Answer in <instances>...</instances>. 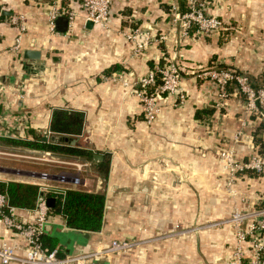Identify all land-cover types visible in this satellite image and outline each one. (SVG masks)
Masks as SVG:
<instances>
[{
	"label": "crops",
	"instance_id": "0c3cea01",
	"mask_svg": "<svg viewBox=\"0 0 264 264\" xmlns=\"http://www.w3.org/2000/svg\"><path fill=\"white\" fill-rule=\"evenodd\" d=\"M171 1L112 0L110 22L104 26L86 17L78 0H0L1 139H33L38 134L51 140L55 108L85 114L83 130L74 138L94 157L36 148L51 151L68 170V164L76 165L77 171L71 172L80 177L79 183L40 181L34 179L39 176L17 173L2 179L105 194L100 230L71 228L62 218L50 216L45 231L58 237L61 257L73 259L69 264H229L238 243L230 218L234 200L249 213L264 205V170L239 174L234 187L247 200L231 197L218 155L231 146L239 128L244 131L239 156L264 154V117L246 108L236 83L222 96L206 74L215 67H233L264 85V0H205L207 12L227 25L212 33L191 27L187 35L172 26ZM178 3L187 8V0ZM55 8L77 11L72 31L50 30ZM19 14L25 18L24 31L12 21ZM141 26L151 29L154 41L134 56L124 34ZM161 34L168 38H159ZM28 48L41 50V60L26 59ZM167 58L179 61L186 96L164 93L158 101L160 114L149 124L134 90L140 88L142 76ZM118 74L130 84L115 77ZM95 154L110 155L107 177L99 172L102 158ZM90 164L94 170L86 174L83 168ZM66 169L62 171L69 172ZM34 209L18 207L16 213L33 222ZM255 220L256 215L251 216L244 225ZM255 235L241 242L244 263L255 254L256 238L261 237ZM113 238L136 245L111 252ZM3 241L17 245L18 256L24 255L23 238L0 224Z\"/></svg>",
	"mask_w": 264,
	"mask_h": 264
},
{
	"label": "built area",
	"instance_id": "2783aa9c",
	"mask_svg": "<svg viewBox=\"0 0 264 264\" xmlns=\"http://www.w3.org/2000/svg\"><path fill=\"white\" fill-rule=\"evenodd\" d=\"M80 6L85 10L86 17L97 24L108 26L111 18L112 0H78ZM187 8L183 9L178 0L171 1V9L174 14L175 26H181L180 33L187 35L191 27L204 33H212L223 27L224 21L215 14L207 13L205 0H187ZM59 14H64L69 18V29L72 31L77 16V11L72 8L53 9L50 19V30L56 31L55 20ZM14 23H19L22 31L25 30V18L22 14L12 17ZM126 38L133 42V55L138 56L144 53L149 45L154 41L151 29L135 27L125 32ZM163 35L160 38L165 39ZM21 35L17 38L16 46H20ZM161 75V82L156 84L157 75ZM210 78L214 79L220 89V94L226 96L228 85L232 82L237 84L238 90L246 96V108L258 113L264 117V85L255 86L247 73L239 71L233 67H215L206 72ZM115 77L121 79L124 84L130 82L118 74ZM182 67L179 61L167 58L165 62L159 65L155 70L149 71L142 76L138 83L140 88H136L134 93L140 98L144 106V115L147 123L154 122L160 114L159 99L164 93H176L181 98L186 96L182 89ZM244 131L239 128L234 133V141L227 149H221L218 153L220 160L223 162L227 172V185L230 193L246 201V197L239 193L234 187L236 178L243 172L264 170V154L253 153L247 159L239 156L238 143L241 141ZM50 153L51 151H47ZM60 175L59 179L70 180L75 183L80 182L78 175L67 176ZM47 178V177H43ZM241 194V195H240ZM264 196V195H263ZM18 207L9 203L8 195L0 190V224L13 229L26 242V248L23 256H18L17 245L3 241L0 243V261L2 264H11L18 261L22 264H69L73 259L62 258L59 254V248L49 249L41 241V234L45 231L46 224L50 218V207L46 199H40L35 207L36 219L33 222L21 220L16 213ZM8 209V210H7ZM253 213V214H252ZM249 213L238 204L235 205L234 213L231 217L233 226L236 228L238 239L237 248L234 258L229 264H264V205ZM256 220L251 224L244 225L249 217H255ZM258 231L259 233L257 234ZM258 236L255 244V254L252 259L242 262L241 242L250 235ZM136 243L126 238H113L108 250L115 253L126 252L135 246Z\"/></svg>",
	"mask_w": 264,
	"mask_h": 264
},
{
	"label": "trees",
	"instance_id": "16d2710c",
	"mask_svg": "<svg viewBox=\"0 0 264 264\" xmlns=\"http://www.w3.org/2000/svg\"><path fill=\"white\" fill-rule=\"evenodd\" d=\"M3 16L1 14V18ZM160 82L161 75L158 74L156 84ZM84 122L85 114L83 111L57 107L53 111L50 124L53 132L51 140L43 139V136L38 134L33 139L10 137H3V139L17 145L94 157L92 150L80 146L78 143H72L71 140H66L67 136L76 137L80 134ZM109 165L110 155L106 154L99 161L98 167V170L105 177L109 174ZM0 190L8 195L11 205L22 208H34L40 199L55 197V204L50 207V215L62 218L71 228L97 231L103 226L105 211V194L103 193L78 188H49L38 183L21 180H0ZM41 241L49 249L55 247L60 249L58 237L46 231L41 234ZM59 254L62 256L60 250Z\"/></svg>",
	"mask_w": 264,
	"mask_h": 264
},
{
	"label": "rangeland",
	"instance_id": "374dc122",
	"mask_svg": "<svg viewBox=\"0 0 264 264\" xmlns=\"http://www.w3.org/2000/svg\"><path fill=\"white\" fill-rule=\"evenodd\" d=\"M208 13V12H207ZM171 18L173 20V24L172 26H175L176 22L174 21V14H173V11L171 9ZM224 25H227L226 22H223ZM177 29L180 31V28L181 26H179V24H177ZM196 27V26H194ZM141 28H147V29H150L146 26H141ZM221 29V28H220ZM131 30V29H130ZM130 30H127V31H130ZM125 31V30H124ZM123 32V31H122ZM163 35H166L168 36L167 34H161V36ZM125 38H126V35L124 34ZM153 36V35H152ZM159 37V38H160ZM168 37H166L165 39H167ZM127 39V38H126ZM163 39V38H161ZM128 41L131 42V44L133 45V42L131 41V39H127ZM132 54H133V47H132ZM253 83V82H252ZM254 84V83H253ZM255 86H261V85H256L254 84ZM243 95V99L245 101L246 100V96L242 93ZM145 117V116H144ZM0 146H3L1 147V151H0V164L1 165H5V166H18V167H22V168H29V169H35V170H43V171H48L49 173H56V174H66L67 176H74V172H71L73 170H75L76 168V165L74 164H68L70 170L66 169L65 167H62V164L57 161L58 157L55 155V156H52L51 154L49 153H46L42 150H36V148L34 147H29V146H26V145H17V144H13L11 142H8L7 140L5 139H1L0 137ZM77 157H80V158H86V156L84 155H80V156H76L75 155V158ZM10 163V165H7L5 163ZM86 167V166H85ZM88 170L83 168V171L87 173H91L93 172V166L92 164L88 165L87 166ZM62 169H66L68 170L69 172H63ZM77 171V169H76ZM100 172V171H99ZM254 175L256 173H259L257 171H254ZM101 173V172H100ZM13 175H16V174H7V173H4V172H0V180H2L4 177H12ZM34 179H37V180H40V181H45L47 178H34ZM227 193L233 197V195L230 193V191L228 190ZM235 201V205L238 203L236 200ZM235 205H234V210H235ZM234 210L232 212V215L234 213ZM231 215V217H232ZM230 217V218H231Z\"/></svg>",
	"mask_w": 264,
	"mask_h": 264
},
{
	"label": "water",
	"instance_id": "95a60500",
	"mask_svg": "<svg viewBox=\"0 0 264 264\" xmlns=\"http://www.w3.org/2000/svg\"><path fill=\"white\" fill-rule=\"evenodd\" d=\"M55 27L58 31L66 32L69 29L68 16L64 14H59L55 20ZM41 56H42V52L39 49L28 48L24 51V57L26 59L33 58V59L41 60L40 59ZM66 140H71L72 143H76L77 138L67 136ZM99 156L101 157L100 154H95L96 158H99ZM0 171H6V172H11V173H17V174H29V175H35V176L47 177V178H60V175L58 174H51L45 171H32V170L20 169L16 167H7V166H2V165H0ZM46 202L49 207L54 206L55 197L53 196L48 197L46 199Z\"/></svg>",
	"mask_w": 264,
	"mask_h": 264
}]
</instances>
